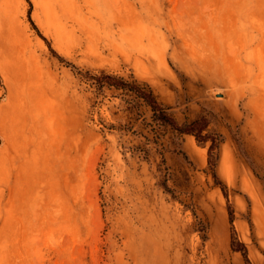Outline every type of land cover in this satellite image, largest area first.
I'll return each mask as SVG.
<instances>
[{"label":"rangeland","instance_id":"obj_1","mask_svg":"<svg viewBox=\"0 0 264 264\" xmlns=\"http://www.w3.org/2000/svg\"><path fill=\"white\" fill-rule=\"evenodd\" d=\"M232 234L264 264V0H0V264H246Z\"/></svg>","mask_w":264,"mask_h":264},{"label":"trees","instance_id":"obj_2","mask_svg":"<svg viewBox=\"0 0 264 264\" xmlns=\"http://www.w3.org/2000/svg\"><path fill=\"white\" fill-rule=\"evenodd\" d=\"M29 3L31 4L30 1H29ZM31 6H32V4H31ZM29 20H30L31 24L33 25V27L38 30V28L34 24V21L31 19V12H29ZM38 32H39V30H38ZM51 50L55 55H57V53L52 48H51ZM59 58L63 62H65L68 66H72L73 68L78 70V68L75 67L70 62L64 60L62 57H59ZM78 73L84 77H88V80H92L93 83L96 86H98L99 88L108 86V87H115L117 89H127L129 91L134 92L139 98L143 99L152 108V111L154 112V117L158 121L162 122V124H166V123L171 124V125L175 126V128L182 133L192 132L193 134H195L197 136V138L200 141H207V139H206L207 136H203L202 133H201V135H199L198 133H194L195 132L194 131L195 125L199 124L200 122L205 120L204 117H201L198 120H196L192 123L186 124L184 126L176 125V123L172 119V116L168 112V107L164 106L162 103H160L158 101V98L155 95L153 89L147 83H140L137 81L130 82V81L125 80L122 77H118V76L110 75V74H106V73H102L100 75H88L89 73L85 74V73H82V71H78ZM213 148H214V144L211 146V151L213 150ZM212 165H213V175H214L215 179L218 180V175L214 169L215 164H212ZM219 184H222V183L219 182ZM223 190H224L225 195L227 196V187L225 185H223ZM229 208H230V212H229L230 223L232 225V231H234V229H233V222H234V215L233 214L234 213H233V209L231 208V206H229ZM232 248L242 251L244 259L246 261V264H252L250 259H249L248 251H247L245 245L243 243L237 241L235 234H232Z\"/></svg>","mask_w":264,"mask_h":264},{"label":"bare ground","instance_id":"obj_3","mask_svg":"<svg viewBox=\"0 0 264 264\" xmlns=\"http://www.w3.org/2000/svg\"><path fill=\"white\" fill-rule=\"evenodd\" d=\"M4 109V108H3Z\"/></svg>","mask_w":264,"mask_h":264}]
</instances>
